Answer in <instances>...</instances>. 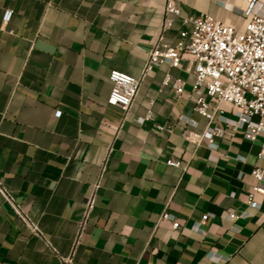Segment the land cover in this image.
Here are the masks:
<instances>
[{
  "label": "crops",
  "instance_id": "0c3cea01",
  "mask_svg": "<svg viewBox=\"0 0 264 264\" xmlns=\"http://www.w3.org/2000/svg\"><path fill=\"white\" fill-rule=\"evenodd\" d=\"M176 1L186 14L246 20L248 0ZM165 3L0 0V180L37 227L0 195V264H264V192L259 208L246 200L262 138L237 130L217 149L193 145L186 120L202 130L206 119L163 83L171 71L189 91L192 63L143 75ZM182 26L178 18L167 39ZM112 68L143 76L127 110L107 102ZM149 109L155 116L137 121ZM229 210L249 213L231 220ZM205 212L213 215L196 227Z\"/></svg>",
  "mask_w": 264,
  "mask_h": 264
},
{
  "label": "built area",
  "instance_id": "2783aa9c",
  "mask_svg": "<svg viewBox=\"0 0 264 264\" xmlns=\"http://www.w3.org/2000/svg\"><path fill=\"white\" fill-rule=\"evenodd\" d=\"M263 0H248L244 10L246 18L242 27L224 22L209 12L186 14L176 0H166L160 32L154 40L149 56L143 67V75L155 67L168 63L171 67H182L184 61L192 63L194 81L191 89L186 91L188 80L171 71L165 73L164 84L171 85L177 96L186 94L194 101L195 110L206 119V125L199 130V121L188 118L186 137L193 145L206 144L217 149L219 138L231 136L242 130L243 136L251 141L262 138L259 156L264 158V10ZM13 9L4 11L3 19L8 22ZM180 18L183 26L179 28L175 40L167 39V32L174 28ZM112 87L107 97L110 105L127 110L132 105L141 86L143 76H137L120 68H112L109 73ZM230 104L231 119L225 114L223 103ZM61 109L55 114L59 116ZM155 116L149 109L137 121L143 122ZM223 120L226 126H222ZM165 128L169 124H157ZM167 163L183 167L182 159L170 157ZM242 172L240 173V175ZM251 174L255 179L247 192L246 200L252 207H260L256 199L257 192H264V164L254 165ZM0 195L9 202L17 214L36 230L21 205L16 202L9 188L0 180ZM93 200L89 204L92 206ZM249 211L229 210L227 217L236 220L248 215ZM211 212H205L196 222V227L205 224ZM162 217L171 221L172 226H181L177 216L166 209ZM234 229H237L233 226Z\"/></svg>",
  "mask_w": 264,
  "mask_h": 264
}]
</instances>
